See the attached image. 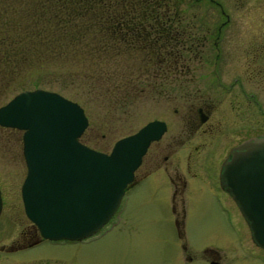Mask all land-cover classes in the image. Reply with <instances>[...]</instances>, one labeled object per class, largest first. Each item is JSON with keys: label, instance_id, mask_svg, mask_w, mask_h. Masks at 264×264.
<instances>
[{"label": "rangeland", "instance_id": "obj_1", "mask_svg": "<svg viewBox=\"0 0 264 264\" xmlns=\"http://www.w3.org/2000/svg\"><path fill=\"white\" fill-rule=\"evenodd\" d=\"M214 1L217 4L209 0L179 2L183 13L196 14L199 30L211 34L209 45L213 40L212 30L223 19L221 9L229 14L230 20L220 26L228 31H222L217 37L218 46H253L264 40V0ZM176 2H161V10L171 21L176 14ZM19 9L18 0L0 2V105L23 89L38 87L55 91L83 108L87 124L79 138L101 151H108L116 138L133 132L150 119L171 121L172 107L165 98L139 92L142 81L137 78L141 72L138 52L122 51L111 60L99 56V51L92 56L90 53L88 57L92 59L85 60L84 69L72 75L66 69L79 64L71 51L54 61L52 57L32 61L29 47V53L24 54L26 60H21L16 52L20 33L15 29ZM258 14L263 19L257 21ZM51 43V49H55ZM209 50L204 52L213 60L215 50ZM221 54L217 59L221 63H216L213 69L220 71L228 84L231 76L241 73L243 66L232 64L240 62V58H227L225 62ZM93 59L96 66L86 67ZM259 67L261 75L257 83L242 84L245 92L255 93L259 106L252 102L247 106L243 101L246 108L243 120L234 123L221 120L223 125L218 133L205 139L204 158L196 168L204 175L190 176L184 161L178 165V170L187 177L182 193V215L178 202L175 210L171 208V186L165 172L156 170L127 186L115 213L98 231L82 239L49 240L39 236L23 212L20 198L19 188L25 172L21 130L0 126V264H206L199 255L204 247L216 249L227 264H258L251 253L243 254L244 248L238 243L242 240L250 249L244 221L228 204L220 209L215 194L221 191L217 184L218 168L228 148L250 135H264V57L259 60ZM101 68L112 72L114 79L104 76ZM209 68V64H200L194 69L198 86L204 88ZM58 70L64 73L58 74ZM238 89L239 85H232V90ZM224 105L228 109L226 97L222 100ZM145 158L139 163L137 173L143 171ZM176 211L182 221L181 234L174 224ZM183 244L188 251L198 254L196 260L184 258Z\"/></svg>", "mask_w": 264, "mask_h": 264}, {"label": "water", "instance_id": "obj_2", "mask_svg": "<svg viewBox=\"0 0 264 264\" xmlns=\"http://www.w3.org/2000/svg\"><path fill=\"white\" fill-rule=\"evenodd\" d=\"M86 123L78 103L38 87L20 90L0 105V126L22 132L20 198L41 238L77 240L102 227L132 183L147 146L165 129L163 121L149 120L100 151L79 141ZM219 177L252 239L264 248V135L234 145Z\"/></svg>", "mask_w": 264, "mask_h": 264}, {"label": "flooded vegetation", "instance_id": "obj_3", "mask_svg": "<svg viewBox=\"0 0 264 264\" xmlns=\"http://www.w3.org/2000/svg\"><path fill=\"white\" fill-rule=\"evenodd\" d=\"M197 1L200 0H193L195 3ZM209 1L217 4L214 0ZM179 2L180 0L176 2V14L172 15L174 20L171 21L169 19L170 16L166 14L160 15L166 20L168 19V25L173 27L169 29L171 34L167 39H164L165 42L163 44L156 45L154 53H150L149 56L143 55L146 59L140 62L141 72L137 74L140 75L137 78L142 81L141 87L138 88L141 94H159L170 103L172 107V122L166 119H158L164 122L165 129L157 140L150 142L147 146L142 155V158L146 157L144 169L141 173H137L136 170L139 165L136 167L133 173L132 183L128 186H131L134 182L151 172L156 170L164 171L171 186V208L175 210L178 202L182 215V193L187 185V177L183 172L178 170V165L181 161H184L185 168L190 176L200 177L204 175L197 172L196 168L201 165V161L204 158V148H207L205 146V139L216 135L223 125L222 123L225 121L229 120L231 123L242 121L246 109L244 107L245 105L248 106L250 102L253 105H258L255 93L250 91L245 92L242 84L246 81H255L257 83L260 79L259 60L261 57H264V55L262 56V53H264V40L262 42L257 41L258 44H254L253 46H218L216 44L217 37H219L222 31H228L222 30L220 26L230 20L229 14L223 12L221 9L223 19L212 30L214 33L212 35L213 40L212 44L209 45L208 37L211 34L200 31V24L197 22L196 14L183 13L180 10ZM255 17H257V21L263 19L261 14ZM210 48L215 50L213 60H211L212 57L210 55L204 52L205 50L207 51L206 53L210 52ZM219 53H222L221 58L225 62L227 58L233 59L235 57L236 59H241L240 62L234 61L232 64H240L243 66V70L241 73H236V75L231 76V81L228 84H225V78L221 75L220 71L213 69L216 63H221L217 61L220 58ZM234 53L238 54L235 55ZM200 64L210 65L204 88L198 86L195 80L196 74L194 69ZM137 75H135V78ZM234 84L239 85V89L236 91L232 90V85ZM133 87L136 88V86ZM225 97L229 104L228 109L225 108V105L224 107L222 106V100ZM243 101H246L247 104L244 102V105ZM234 103L238 105V109ZM227 111L228 114H224ZM258 135L260 134L258 133ZM79 140L83 142L80 138ZM239 142L232 144L228 148L226 153L221 157L220 162L229 156L230 149ZM220 162L219 172L221 170ZM217 184L221 190L219 194H215L218 207L224 209L228 204L239 213L240 218L247 226L246 221L219 175H217ZM181 222L180 215L176 211L174 224L179 234H181ZM248 232L250 249L247 244L242 243V240H238L239 245L244 248L243 254L251 253L258 264H264V248L254 242L249 229ZM253 249L257 251H250ZM183 254L184 258L191 262L198 258V254L188 251L184 244ZM199 255L201 259L205 260L206 264L209 262L227 264L222 260L217 250L212 247H204Z\"/></svg>", "mask_w": 264, "mask_h": 264}, {"label": "trees", "instance_id": "obj_4", "mask_svg": "<svg viewBox=\"0 0 264 264\" xmlns=\"http://www.w3.org/2000/svg\"><path fill=\"white\" fill-rule=\"evenodd\" d=\"M18 1L21 5L15 28L20 33L16 45L18 56L26 60L24 54L29 53L30 47L32 61L50 60L48 57L54 61L71 51L79 65L66 69L70 75L84 69L85 60L92 59L88 55L97 51L109 60L122 51H135L142 62L146 59L143 55L154 53L156 45L163 44L173 28L168 25V19L160 16L165 14L161 10L163 0ZM50 41L55 49H51ZM80 45L83 46L79 48ZM94 61L87 62L86 67L96 66ZM102 72L114 79L112 72L103 69Z\"/></svg>", "mask_w": 264, "mask_h": 264}, {"label": "bare ground", "instance_id": "obj_5", "mask_svg": "<svg viewBox=\"0 0 264 264\" xmlns=\"http://www.w3.org/2000/svg\"><path fill=\"white\" fill-rule=\"evenodd\" d=\"M116 210H117V209H116ZM114 213H115V212H114ZM99 229H100V228H99ZM99 229H98V230H99ZM98 230H97V231H98Z\"/></svg>", "mask_w": 264, "mask_h": 264}]
</instances>
